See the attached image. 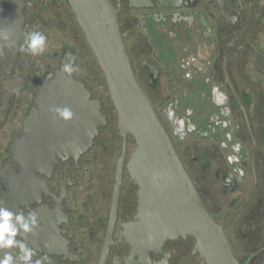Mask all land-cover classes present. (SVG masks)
Returning a JSON list of instances; mask_svg holds the SVG:
<instances>
[{
	"label": "flooded vegetation",
	"instance_id": "1",
	"mask_svg": "<svg viewBox=\"0 0 264 264\" xmlns=\"http://www.w3.org/2000/svg\"><path fill=\"white\" fill-rule=\"evenodd\" d=\"M107 1L116 9L120 3V27L140 84L150 83V66L156 69L160 81L165 77L170 83L182 81L180 73L189 71L187 60L196 49L202 57L214 59L210 69L202 68L199 90L210 87L211 82L232 83L230 74L236 76L237 68L245 71L247 89L237 94L242 108L237 101L235 105L233 92L230 98L232 111L240 109L245 123L220 126L235 131L234 138H228L237 146L235 161L228 162L220 138L196 135L184 118L185 129H180L173 116L180 118L172 104L164 115L181 141L206 139L213 145L209 152L197 149L193 161L200 163L202 171L213 170L223 194L236 195L227 208L241 202L227 218L221 208L219 218L218 212L215 215L205 204L216 222L226 224L227 234L230 223L244 217L252 227L250 236L264 240V119L257 126L249 120L255 102L253 94L247 92L253 87V63L254 71L264 78V36L254 27L264 15V11H258L262 0H222V6L219 0H174L176 7L169 8H161L160 0H149V7L142 9H133L128 0ZM24 17V34L40 31L47 41L44 52L38 55L22 50L24 35L18 50L0 48V206L37 217L34 231L20 233L16 239L35 251L34 261L42 259L44 264H205L194 255L195 240L191 238L169 241L161 251H142L130 243L127 228L137 222L138 188L125 168L117 196V165L113 178L103 167L112 137L119 136L121 154L123 140L115 109L113 125L112 114L92 90L89 77L78 74V55L70 41L79 25L71 5L68 0H27ZM65 63L74 66V80L83 83L92 99L102 103L107 126L99 129L91 149L79 155L42 153L40 165H36L29 160L28 147L33 140L27 132L36 92L44 82L51 84L59 79ZM194 77L187 74L185 81ZM202 96L206 97L204 93ZM247 97L252 100L249 109L244 101ZM135 149L129 139L125 164ZM3 251L10 250L0 253ZM11 251L15 255L18 249Z\"/></svg>",
	"mask_w": 264,
	"mask_h": 264
},
{
	"label": "water",
	"instance_id": "2",
	"mask_svg": "<svg viewBox=\"0 0 264 264\" xmlns=\"http://www.w3.org/2000/svg\"><path fill=\"white\" fill-rule=\"evenodd\" d=\"M68 1L104 76L118 116L123 150L117 164L116 194L125 168L138 188L137 222L127 228L130 243L142 251H161L169 241L191 238L195 240L194 255H199L205 264H241L226 234V224H218L207 209L136 77L120 27V3L116 9L107 0ZM128 1L133 9L148 8L150 4L149 0ZM173 1L160 0L161 8L176 7ZM222 3L219 0L221 6ZM26 5L27 0H0V31L10 33L9 40L0 39V48L19 49ZM149 68L150 86L156 88L159 74L153 66ZM59 75L55 82H44L38 88L27 124L29 139L33 140L28 147L29 160L36 165L42 153L79 155L91 149L99 129L107 126L102 103L92 99L90 91L75 81L72 73L63 71ZM228 87L242 108L230 81ZM65 107L73 113L69 120L55 112ZM173 118L180 129H185L182 119ZM129 139L136 149L125 164Z\"/></svg>",
	"mask_w": 264,
	"mask_h": 264
},
{
	"label": "rangeland",
	"instance_id": "3",
	"mask_svg": "<svg viewBox=\"0 0 264 264\" xmlns=\"http://www.w3.org/2000/svg\"><path fill=\"white\" fill-rule=\"evenodd\" d=\"M258 11H264V0L260 1ZM254 27L258 30L260 29L259 32L263 33L262 35L264 36V15L258 18ZM137 29L139 28L137 27ZM74 37L75 38H72L70 43L74 44V46L76 47L78 55V74H82L83 76L87 75L89 77V85L92 87V90L97 93L99 99L104 102L105 110L109 115L112 114L113 116V118L111 116L112 124L116 125V116L113 115L115 114V112H113L114 108L110 100L104 76L96 63L92 52L88 48L79 27H77V33H74ZM187 61L189 62V71L180 73V76L182 78L184 77L182 81L178 80L170 83L168 82V78L165 77L162 79V81H160L159 78L160 83L156 88L151 87L149 82H142L141 86L143 87L145 93L149 96L160 120L162 121L164 127L172 138L179 156L182 159L186 170L193 179L202 200L207 206H209L212 213L216 215V213L218 212L217 216H219L220 218L222 215H220L219 209L221 208V212L223 214L226 213L224 217L227 218L229 217V214L233 211V209L237 208L241 202L237 203V205L231 209L227 208L231 200L235 198L236 195L223 194L220 183L213 175V170L202 171L200 163L193 161V157L196 156L197 149L203 148V150L205 149L207 150V152H209L211 146L213 145L209 144L210 142L206 139H198L201 141L197 143L193 140L188 139L181 141L179 139V136H174V129L172 128V125L170 124L168 118L165 117L164 113L167 106L172 104V109H174L175 114L179 115L180 119L184 118L189 122V118L192 119V115H190L192 112L194 113L193 120H196V122H203L207 126L211 127L219 122L218 124H216L219 128L220 126L230 127L231 125L235 126L237 124L243 125V123H240L244 122L243 115L240 109H238L237 107V111H232L230 104L232 91L230 88H228L226 80H221L220 82L215 83L211 82L210 87H205V89L203 88L199 91L195 90V86L203 83L200 80L202 78L199 77V75L202 76V73H204V69L202 70V68L210 69L214 62V59H210L207 56L202 57L200 49H196L195 53L193 55H190ZM208 62H210L211 64H208ZM252 69L253 72L251 75V79L253 87L252 89L247 90V92L250 91V93L253 94L255 105H253V108L248 115L249 120L252 121L251 123H254L257 126V124L264 119V78H262L259 74H257V72L254 71V63L252 65ZM235 72L236 76H232L230 74V80L236 86V92L240 96V93L245 91V87L247 89V85L244 81L245 71L243 72L241 68H237ZM246 73H248V71H246ZM187 74L196 77L193 78L194 80L185 81V77H187ZM186 92H188L189 95L186 96ZM202 93L206 95L205 98H203ZM213 104H215L216 106L218 105L219 107L221 106V119L217 118L218 110L212 108ZM205 105L211 106V109L209 107H205ZM206 110H212L215 113L212 118L217 120L216 123L213 124V122L207 121L205 117ZM190 128L193 129L192 126ZM234 134V130L230 132L227 131L221 138L220 148L226 153V155H228V162L235 161L233 152H237V146L234 145L233 141L231 142V140L228 139H231V137L234 138ZM121 147L122 142L119 136L116 135L112 137V143L108 150V159L103 164L104 169L106 170V172L108 171L111 178H113V175L115 173L117 161L121 154ZM251 228L252 227L250 222H246L244 217L234 219V221H232L227 228L228 239L239 261L244 262V264H264V240L261 238H252L250 236ZM256 230H253L252 232H256Z\"/></svg>",
	"mask_w": 264,
	"mask_h": 264
},
{
	"label": "clouds",
	"instance_id": "4",
	"mask_svg": "<svg viewBox=\"0 0 264 264\" xmlns=\"http://www.w3.org/2000/svg\"><path fill=\"white\" fill-rule=\"evenodd\" d=\"M0 39L5 41L10 39V33L0 31ZM47 37L40 31L31 30L24 34L23 51L31 55H38L44 52ZM62 71L71 74L75 71L71 63H65ZM57 115L69 120L72 118V111L65 108L55 109ZM242 174V173H241ZM37 226V217L35 213H29L25 216L22 212H13L11 209L0 206V250L8 249L0 253V264H44L42 259L33 260L35 251L28 247L27 243L17 240L16 237L20 233L28 234L34 231ZM18 252L14 255L13 251Z\"/></svg>",
	"mask_w": 264,
	"mask_h": 264
},
{
	"label": "trees",
	"instance_id": "5",
	"mask_svg": "<svg viewBox=\"0 0 264 264\" xmlns=\"http://www.w3.org/2000/svg\"><path fill=\"white\" fill-rule=\"evenodd\" d=\"M195 90H198L199 91V85L195 86ZM193 92H194V90H193ZM201 99H202V96H201ZM233 101H234L235 105H237L236 100L233 99ZM244 101L246 103V107L249 109L250 105L252 104V100L247 97L246 99L244 98ZM205 107H207V108L209 107L210 108L211 106L205 105ZM212 108L218 110V116H217V118L221 119L222 118L221 109L218 108L215 104H213V107ZM193 114L194 113L191 112L190 115H192V119L189 118V122L187 121V123H188V125H190V126L193 127L196 135H199V136L205 135V138L208 136V137H210V139H217V138H220L221 139L225 135V133L227 132V130L221 129V128L218 127V125H216L218 122H217L216 119H213L212 118L215 115V113L212 110L211 111L210 110H206L205 117H206V119H207L208 122L211 121V122H213V124L217 122L215 125H213V127L207 126L203 122H201V123L196 122V120H193V117H194ZM201 124H203V125H201ZM240 263L241 264H244V262H242V261H240Z\"/></svg>",
	"mask_w": 264,
	"mask_h": 264
},
{
	"label": "bare ground",
	"instance_id": "6",
	"mask_svg": "<svg viewBox=\"0 0 264 264\" xmlns=\"http://www.w3.org/2000/svg\"><path fill=\"white\" fill-rule=\"evenodd\" d=\"M180 125V124H179ZM180 127V126H179Z\"/></svg>",
	"mask_w": 264,
	"mask_h": 264
}]
</instances>
